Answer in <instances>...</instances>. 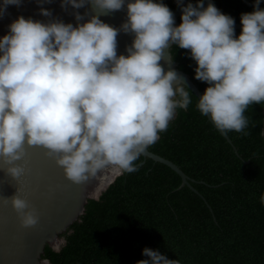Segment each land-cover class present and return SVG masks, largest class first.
Listing matches in <instances>:
<instances>
[{
    "label": "clouds",
    "instance_id": "obj_1",
    "mask_svg": "<svg viewBox=\"0 0 264 264\" xmlns=\"http://www.w3.org/2000/svg\"><path fill=\"white\" fill-rule=\"evenodd\" d=\"M38 6L51 0H36ZM3 0L0 16L8 5ZM254 0L252 12L235 19L212 0L193 4L176 0L181 23L163 0H60V7L80 9L91 4L97 13L77 23L17 17L0 37V162L15 179L26 147L46 150L75 184L98 179L90 193L99 199L107 177L138 170L136 163L167 131L178 110H187L192 94L175 69L160 61L170 45L187 50L195 62L194 79L206 83L196 109L222 135H248L254 104H264V8ZM126 10L119 28L99 16ZM40 15L51 17L42 6ZM133 39L117 54V36ZM111 180H108L110 183ZM264 205V194L260 197ZM23 227L38 218L28 202L11 197ZM63 240L53 245L59 252ZM136 264H180L159 250L142 249ZM40 264H50L45 257Z\"/></svg>",
    "mask_w": 264,
    "mask_h": 264
},
{
    "label": "trees",
    "instance_id": "obj_2",
    "mask_svg": "<svg viewBox=\"0 0 264 264\" xmlns=\"http://www.w3.org/2000/svg\"><path fill=\"white\" fill-rule=\"evenodd\" d=\"M212 2L240 24L241 13L253 11L254 0ZM163 3L178 8L176 0ZM240 30L235 29L237 35ZM170 54L203 93L208 85L194 79L196 65L187 50L172 45ZM191 94L188 109L178 110L148 148L179 167L190 185L182 186L176 172L141 155L138 170L115 177L99 199L87 200L83 214L59 235L64 240L60 251L46 244L41 259L136 264L149 247L180 264H264V104L246 111L248 135L230 132L229 142L200 115L198 98Z\"/></svg>",
    "mask_w": 264,
    "mask_h": 264
},
{
    "label": "water",
    "instance_id": "obj_3",
    "mask_svg": "<svg viewBox=\"0 0 264 264\" xmlns=\"http://www.w3.org/2000/svg\"><path fill=\"white\" fill-rule=\"evenodd\" d=\"M188 2L190 0H187L185 5ZM2 3L3 0H0V4ZM41 6L51 10L52 16L40 15L39 8ZM75 11L82 15L85 12L88 13V16L80 23L86 22L89 16L97 14L91 4H86L80 9H73L71 6L62 9L60 0H51V2L39 6L36 0H22L19 7L8 5L4 14L0 16V37L7 33V26L19 16L26 19L31 17L33 20L41 22L58 19L65 23H73L75 26L77 23L73 15ZM171 11L174 13L175 19L181 16L179 8L171 9ZM99 18L103 22L119 28L126 20V10L110 12L100 15ZM235 29H241V24L235 23ZM132 39L130 34L120 33L117 36L118 55H127L125 48L131 44ZM171 46L165 50L164 58L160 63L165 70L175 69L182 77L181 82L199 98L202 93L189 76L180 71L177 64L173 62L170 54ZM224 137L231 142L227 136ZM142 156L168 166L180 176L182 186L190 185L188 177L172 162L151 153L148 149ZM15 165L20 167L22 172L19 177L13 179L3 170L8 165L0 162V264H40L45 245L48 244L54 249L53 245L63 240L59 235L83 214L87 200L94 199L90 193L99 178L82 184L73 183L65 176L63 169L57 166L55 160L47 155L46 150L38 146L26 147L24 156L15 162ZM114 178H110L111 182ZM110 183L107 178L106 186ZM14 195L28 202L30 209L38 218L35 226H22L19 215L11 206V197Z\"/></svg>",
    "mask_w": 264,
    "mask_h": 264
},
{
    "label": "bare ground",
    "instance_id": "obj_4",
    "mask_svg": "<svg viewBox=\"0 0 264 264\" xmlns=\"http://www.w3.org/2000/svg\"><path fill=\"white\" fill-rule=\"evenodd\" d=\"M108 178V180L111 178V177H107ZM107 178L105 179V180H107Z\"/></svg>",
    "mask_w": 264,
    "mask_h": 264
}]
</instances>
